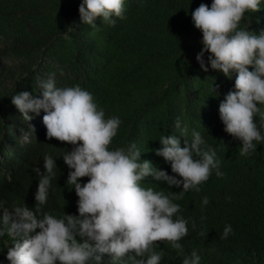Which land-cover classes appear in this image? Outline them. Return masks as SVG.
<instances>
[{"label":"trees","instance_id":"obj_1","mask_svg":"<svg viewBox=\"0 0 264 264\" xmlns=\"http://www.w3.org/2000/svg\"><path fill=\"white\" fill-rule=\"evenodd\" d=\"M80 2L0 0V200L9 206L23 201L34 206L35 167L43 171L46 154L58 155L73 147L47 137L43 110L39 115L29 113L34 117L29 122L34 125L31 141L19 140L18 129L28 125L11 103V95L26 90L39 96L38 77L56 72L58 86L80 84L94 94L106 115L121 118L112 147L135 141L144 151L141 159L178 175L155 149L161 146L159 137L171 132L184 146L186 138L174 127L179 116L187 125V138L192 129L200 131L223 160V177L213 172L200 192L189 190L176 201L182 205L180 214L194 219L197 227L189 224L180 249L170 241H157L156 250H164L160 264H181L193 249L201 254V264H264V144L251 155L240 154L241 141L224 130L218 111L233 88L235 74L229 78L210 66L204 71L196 60L203 47L202 32L194 26L191 12L211 0H125L126 18H117L114 26L100 18L96 26L85 24L78 11ZM73 22L78 27L65 35ZM247 24L256 33L264 30V6L246 16L242 26ZM55 162L57 179L43 210L76 214L78 196L66 184L69 168L60 155ZM144 184L165 192L182 188L169 189L150 176ZM205 195L210 202L202 205ZM228 223L234 231L225 239L222 233ZM6 251H0L4 264ZM104 259V264H112L107 254Z\"/></svg>","mask_w":264,"mask_h":264},{"label":"clouds","instance_id":"obj_2","mask_svg":"<svg viewBox=\"0 0 264 264\" xmlns=\"http://www.w3.org/2000/svg\"><path fill=\"white\" fill-rule=\"evenodd\" d=\"M262 6L264 0H211L210 5L202 2L191 12L194 26L202 32L203 47L196 54L200 68L207 71L210 66L229 78L235 74L233 88L220 101L218 111L224 130L241 141L242 156L264 144V30L256 33L248 24L242 26L246 16ZM78 11L85 24L96 26L100 18L114 26L117 18H126V2L81 0ZM76 27L73 22L64 34ZM37 83L39 96L26 90L11 95V103L28 125L18 129L19 140L31 141L34 125L29 122L34 117L29 113L39 115L43 110L47 137L73 146L58 155L69 168L66 184L78 196L77 213L55 215L43 210L58 169V155L46 154L43 171L38 166L34 169L38 177L34 206L24 201L9 206L0 200V251L7 249V264H104L105 254L112 264H160L164 250H156L157 241H170L180 249L179 241L188 235L189 224L193 229L197 225L180 214L182 205L176 201L189 190L200 192L213 172L217 177L225 175L217 149L196 129L187 138V125L177 116L174 127L186 138L184 146L171 132L159 137L161 146L155 149L170 162L172 173L178 174L171 175L141 159L144 151L135 141L112 147L122 120L106 115L91 91L80 84L58 86L56 72L38 77ZM149 176L165 182L169 189L182 188L165 192L155 185L145 186ZM81 177L89 179L83 182ZM201 202L209 204V197L203 196ZM233 231L226 224L223 238ZM200 234L206 235L204 231ZM6 235L11 239L4 240ZM201 261L199 251L193 249L181 264Z\"/></svg>","mask_w":264,"mask_h":264},{"label":"bare ground","instance_id":"obj_3","mask_svg":"<svg viewBox=\"0 0 264 264\" xmlns=\"http://www.w3.org/2000/svg\"><path fill=\"white\" fill-rule=\"evenodd\" d=\"M99 28V27H98ZM16 156H17V154H16ZM13 157V156H12Z\"/></svg>","mask_w":264,"mask_h":264}]
</instances>
